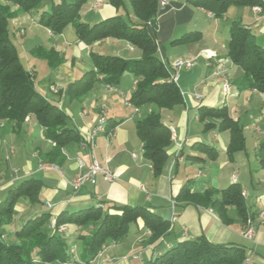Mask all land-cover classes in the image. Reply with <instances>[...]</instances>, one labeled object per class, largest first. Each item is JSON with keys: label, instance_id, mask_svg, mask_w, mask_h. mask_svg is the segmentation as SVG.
Instances as JSON below:
<instances>
[{"label": "crops", "instance_id": "1", "mask_svg": "<svg viewBox=\"0 0 264 264\" xmlns=\"http://www.w3.org/2000/svg\"><path fill=\"white\" fill-rule=\"evenodd\" d=\"M52 1L58 0L42 3L37 10H49ZM168 2L169 8L160 16L159 30L155 35L160 59L171 72V64L178 59L195 61L196 58L203 56L205 63L197 68L195 65L189 68L192 71L182 77L181 85L178 76L177 85L183 102L170 109L157 111L161 122L175 132V138L167 148V159L159 176L153 175L150 163L143 157L142 143L135 129L136 121L153 110L147 107V113H139L140 108L125 104L134 89L135 78L132 74L125 72L116 86L96 82L88 93L75 98L78 104L75 106H72V98L67 101L68 95L65 93L68 84L93 68L90 53L115 55L125 60H133L140 57V50L114 38L85 44L77 39L71 26L65 28L61 34L53 35L47 28L38 24V18L34 15L35 10L11 19L9 28L14 30L16 37L25 38L27 30H32L33 33L36 28L43 30L37 33H42L41 38L32 40V46L31 44L26 46L22 40L18 42V47L26 54L25 58L28 57L27 68H24L33 75V78L32 70L40 60H44L30 54L33 47L52 48L61 56L62 61L53 67L44 60L48 69L43 81L48 84L49 93L43 91L45 84L35 88L47 101L65 112L66 126L77 130L81 136V140L62 148L57 162L51 163L50 153L53 144L46 138L44 129L34 116H28L20 128H16L13 122H0V201L8 189L24 179L34 177L42 183L39 199L40 204L47 208L42 210L27 207L30 208V212L26 218L19 214L22 208H18L11 222L5 224L13 229L12 232L8 235L0 227V233H5L4 236L10 238L12 243L16 240L11 235L18 230L15 225L21 227L27 219L33 217L30 215L35 216L42 211L50 212L54 216L61 211L73 212L90 206H101L105 209L112 204L142 205L170 221L168 234L153 243H148L149 233L138 219L133 225L130 238L125 237L122 242L106 247L102 253L103 262L116 260L114 263L117 264H144L177 241L204 237L214 243L241 245L246 250L245 264H264V215H261L264 211V165L258 156L259 148L264 149V94L254 89L243 88L246 82L244 75L226 54L228 38L221 42L222 46H218L221 30L226 28L229 32L230 25L238 23L249 27L254 39H258L257 44L264 47V7L259 13L254 12L252 7H236L230 23L224 25L227 18L221 23V18H214L209 12L195 6L192 0ZM0 4H4V0H0ZM122 10H125L127 18L134 20L130 4L127 8L125 0H122V6L119 8H115L107 0H87L80 9L79 19L91 25L116 15L124 16ZM196 12L204 14L209 19H216L210 31L199 30L198 24L194 21ZM20 29L25 32L22 36L18 35ZM189 32H198L199 36L184 44H171V41ZM165 45L184 46L185 50L169 60L165 54ZM16 49L18 52L17 46ZM205 49L214 51L218 61L207 59L202 52ZM225 59L228 60L224 65L225 74L232 83L233 93L224 101L221 94L222 77L209 75L215 65L219 64L217 62ZM102 104L105 105L107 125H113L114 128L111 132L97 135L92 141H85L86 134L97 121ZM80 105V109L77 110ZM199 106H225L230 117L238 121L243 129L245 150L235 153L229 159L226 153L229 131L220 130L216 126L204 130L203 125L209 120L199 121L197 111ZM200 144L213 147L215 150L213 157L208 156ZM93 160L101 165H107L116 175V179L107 182L98 174L94 183L88 182L79 188H73L70 181L79 173L86 172ZM19 163L22 164L17 167ZM41 164H46L47 168L42 169ZM233 176L235 182L241 186L248 215H252L249 219L254 228L252 239L242 236L244 222L231 207L227 208L230 222L224 224L214 208L179 203L174 199L185 184H188L191 192L220 190L232 184ZM28 204L37 205L29 202ZM173 216L176 217L175 221H171ZM81 229L67 225L68 237L72 243L78 234H88L80 232ZM74 245L77 246L78 243ZM138 246H140L136 249L138 258L135 259L130 254L134 251L133 248Z\"/></svg>", "mask_w": 264, "mask_h": 264}, {"label": "trees", "instance_id": "2", "mask_svg": "<svg viewBox=\"0 0 264 264\" xmlns=\"http://www.w3.org/2000/svg\"><path fill=\"white\" fill-rule=\"evenodd\" d=\"M44 0H4L0 4V122H13L20 128L26 117L34 116L44 129L46 138L53 144L51 163L57 162L61 149L72 142L81 140L77 130L67 127V116L57 105L47 101L35 88L33 75L20 62L16 46L10 39L9 22L20 14L37 10ZM115 8L122 6V0H107ZM194 5L209 12L214 18H221L230 6L264 7V0H192ZM87 0H58L50 3L49 10L42 11L38 24L53 35L61 34L68 26L73 27L76 37L85 44H92L106 38L123 40L140 50L138 59L125 60L115 55L90 53L93 68L68 84L65 93L75 99L88 93L96 82L108 86L119 84L122 75L129 72L135 78L134 89L128 98L133 108L154 104L160 109H170L183 102L177 85L169 81L171 71L158 55L156 32L158 20L169 6L161 9L159 0H129L134 20L116 15L95 24L80 21L79 12ZM14 8V9H13ZM199 36L189 32L171 41L184 44ZM30 54L46 60L51 67L58 65L62 58L52 48L35 46ZM226 54L232 64L243 73V88L254 89L264 94V47L255 43L254 34L247 26L232 23L229 27ZM198 119L204 130L216 126L229 131L226 153L229 159L245 150L243 129L232 119L225 106H199ZM113 125L106 132H111ZM136 134L142 143L143 157L150 163L154 176H159L167 159V148L171 144V130L161 122L158 112L150 111L135 123ZM208 156L213 157V147L200 144ZM264 165V149L258 150ZM42 183L30 177L7 190L0 201V225L9 224L15 213L19 198L30 204L41 203L39 192ZM179 203L208 206L215 209L224 224L230 222L227 208L231 207L245 223L252 218L248 215L241 186L232 182L220 190L191 192L188 184L183 185L174 196ZM42 212L27 219L11 236L16 240L8 243L0 233V264H68L78 255L81 261L89 262L109 244L122 242L131 224L138 219L149 233L148 243L166 236L170 221L152 213L142 205H116L107 208L90 206L73 212L61 211L53 216ZM72 225L90 228L89 234H78L72 240L69 233L61 228ZM78 243V253L71 250ZM75 246V245H74ZM246 250L237 244H221L204 237L177 241L165 247L144 264H245Z\"/></svg>", "mask_w": 264, "mask_h": 264}, {"label": "rangeland", "instance_id": "3", "mask_svg": "<svg viewBox=\"0 0 264 264\" xmlns=\"http://www.w3.org/2000/svg\"><path fill=\"white\" fill-rule=\"evenodd\" d=\"M50 0H44L42 3L43 4H45V3H47V2H49ZM125 5H126V7L127 8H129V2H128V0H125ZM167 6H169V2H168V5ZM166 6V7H167ZM236 7H238V6H230V7H228V9H227V11L225 12V14L221 17V19H220V21H221V23H223V19L224 18H227V22H224L223 24L225 25H227V24H229L230 23V21H231V19L233 18V14H234V9H236ZM239 7H241V8H246V6H239ZM14 9V8H13ZM41 11H42V9L41 10H35L34 11V15H35V18H39V14L41 13ZM122 12L124 13V18H127L126 17V13H125V10H122ZM38 13V14H37ZM219 19V18H218ZM215 20L216 19H209V18H207L206 16H204V14H202V13H198V12H196V14H195V17H194V21H195V23H197L198 24V26H199V30H211L210 28H211V26H212V24L215 22ZM11 21V20H10ZM221 26H222V24H221ZM9 27H10V22H9ZM43 28V27H42ZM10 29V28H9ZM20 30H23V29H20ZM19 30V31H20ZM19 31H18V35H20V36H22V35H24L25 34V32H24V30H23V34H19ZM40 31H43L42 29H38V28H36V30L34 31V33L32 32V30H27V33H26V37L24 38V37H16L15 35H14V30H9V33H10V39H11V41L13 42V44L15 45V46H17V48H18V53H19V56H20V60H21V62H22V64L24 65V67L25 68H27V63H26V59H28V57H26L25 58V53L23 52V49L22 48H20V47H18L19 45H18V42L20 41V40H22L21 42H23L24 41V44L27 46L28 44H31L30 46H32V44H33V41L32 40H34V39H36V38H41V35H42V33L41 34H37V33H40ZM36 32V33H35ZM36 34H37V37H35L36 36ZM228 38V31H227V29L226 28H224V29H222L221 30V34L219 35V37H218V40H219V44H218V46H222V43L221 42H223V41H226V39ZM255 40V43L257 44L258 43V39H254ZM35 43V42H34ZM164 49H165V54H166V56L169 58V60H172L177 54H179V53H181L182 51H184L185 50V48H184V46H175V47H173V46H170V45H165L164 46ZM28 55V54H27ZM159 56H161V55H159ZM203 57V56H202ZM202 57H198V58H196L195 59V66H196V68L198 67V66H202L204 63H205V61H204V59L202 58ZM167 60V59H166ZM192 60H194V59H192ZM210 60V59H209ZM224 61V60H223ZM168 63H169V61H168ZM227 62H224V65L226 64ZM48 67V65L46 64V62L44 61V60H40V63L39 64H37L36 66H35V69H33L32 71H33V73H34V84H35V86H39V85H42V84H45L44 85V89H43V91L46 93V94H48L49 93V90H48V84L47 83H44V78H45V73H46V70L48 69L47 68ZM196 68H194V69H196ZM193 69V70H194ZM30 70V69H29ZM192 71V69H189V70H180L179 72H178V76L180 77V81H179V84L181 85L182 83H183V80H182V77H184V76H186V75H188L191 71ZM173 72V71H172ZM55 92V91H54ZM67 101L69 102L70 100H69V97H67ZM77 103H76V101H75V99H73L72 100V106H75ZM78 105V104H77ZM80 107H81V105L80 106H78V108H77V110H79L80 109ZM123 107V109H125L124 108V106H122ZM147 107H150L153 111H155V112H157L160 108H158L156 105H154V104H148V105H144V106H142V107H140V112L139 113H147L148 111V108ZM76 111V110H75ZM77 112V111H76ZM27 118V117H26ZM26 120V119H25ZM22 153V152H21ZM21 164L22 163H19L18 165H17V167H20L21 166ZM41 165H46V164H41ZM40 165V166H41ZM29 204H28V202H27V200H25L24 198H19L18 200H17V202H16V204H15V207H14V210L15 211H18V208H22L21 209V211H19L20 213V215H24V217L23 218H26V216L29 214V212H30V208H27V207H32V209H42V210H46L47 208L45 207V206H43L42 204H40V203H38L37 205H35V206H33V205H30V206H28ZM43 212V211H42ZM30 216H34L33 214L32 215H30ZM23 218H21L22 220H23ZM245 224V223H244ZM134 224H131L130 225V228H129V232H128V234H127V238H130L131 237V235H132V229H133V226ZM16 227L15 228H17V229H19L20 228V225H15ZM0 227H1V229H3L4 230V232L6 233V234H10L9 232H12V230L13 229H10V228H8L5 224H1L0 225ZM67 228V226H63L61 229L62 230H65ZM244 229V228H243ZM84 231V233H88L89 234V228H82L81 230H80V232H83ZM66 232H69V231H66ZM4 233V234H5ZM3 234V233H2ZM1 234V235H2ZM4 234L1 236L2 237V239L3 240H5L6 242H8V243H12V241H10L11 239L10 238H8V237H6V236H4ZM140 246H138V247H135V248H133V250L134 251H132V253L130 254V255H134L135 253L136 254H138L137 253V251H136V249H138ZM106 249V248H105ZM104 249V250H105ZM71 250H73L75 253H76V255H77V253H78V247H76V246H72L71 247ZM104 250H102L100 253H98L92 260H90L89 262H83V261H81L80 259V257L78 258V255L75 257L76 259H73L70 263H68V264H117L116 262L114 263V261H116V260H111L110 262H103V258H102V253H103V251ZM118 261V260H117ZM120 261V260H119Z\"/></svg>", "mask_w": 264, "mask_h": 264}, {"label": "built area", "instance_id": "4", "mask_svg": "<svg viewBox=\"0 0 264 264\" xmlns=\"http://www.w3.org/2000/svg\"><path fill=\"white\" fill-rule=\"evenodd\" d=\"M168 5V0H159V7L161 9L165 8ZM253 11L256 13L261 12V7L260 6H254L252 7ZM19 34H23V30L19 31ZM203 54L207 59H210L212 61H218L217 60V54L209 49H205L202 51ZM224 62H228L227 59L224 61H219L217 62L218 65H215V67L211 70L210 75L212 77H222V82H221V94L223 100H228L233 93L232 90V83L228 79L227 75L225 74V67H224ZM195 65V61L192 59H178L174 61L171 64L172 71L171 75L169 77V81H172L174 83H177L178 80V72L181 69H189L192 68ZM53 91L55 89L52 88ZM196 97H199V95L195 94ZM127 106H130V103L128 101L125 102ZM106 132V116H105V105L102 104L100 109H99V114L97 117V121L94 125V127L91 129L86 134L85 141H92L94 137L97 135ZM175 138V132L171 131V139ZM85 145V142L82 143V146ZM134 156V155H132ZM108 162V160L106 161ZM42 169L47 168L46 165H41L40 166ZM52 168H55V166H52ZM102 175V177L105 179L107 182H113L116 179V175L108 168L107 165H101L98 161L93 160L91 164L89 165V168L86 172H81L77 176H75L71 181L70 185L73 188H79L80 186L84 185L85 183H94L96 175ZM236 179L233 176L232 177V182H235ZM47 206H50L47 204ZM261 215H264V211H262ZM176 217L173 216L171 218V221H175ZM242 236L246 239H252L254 236V228L253 225L251 224V221H247L244 224V229L242 231ZM133 258L137 259L138 254H134Z\"/></svg>", "mask_w": 264, "mask_h": 264}]
</instances>
